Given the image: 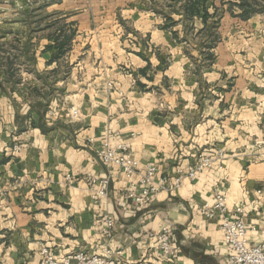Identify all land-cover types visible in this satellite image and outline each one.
<instances>
[{
  "label": "crops",
  "instance_id": "crops-1",
  "mask_svg": "<svg viewBox=\"0 0 264 264\" xmlns=\"http://www.w3.org/2000/svg\"><path fill=\"white\" fill-rule=\"evenodd\" d=\"M176 1L0 0L14 7L0 26L33 25L22 37L31 45L27 85L56 88L29 113L0 91V264H39L44 246L58 258L110 248L121 264H229L219 218L199 212L218 190L243 207L248 240L264 244V0H211L223 7L220 37L200 75L188 73L176 26H168ZM188 1L178 0L181 12ZM36 8L44 14H29ZM106 141L126 143L135 159L169 174L205 149L224 157L140 208L127 178L96 156ZM106 176L107 192L98 194ZM106 216L114 219L108 232ZM164 226L170 259L150 236Z\"/></svg>",
  "mask_w": 264,
  "mask_h": 264
},
{
  "label": "built area",
  "instance_id": "built-area-1",
  "mask_svg": "<svg viewBox=\"0 0 264 264\" xmlns=\"http://www.w3.org/2000/svg\"><path fill=\"white\" fill-rule=\"evenodd\" d=\"M77 116L78 110L72 109L70 117ZM18 149V146H14V150ZM94 151L103 163L114 164L127 178L129 184L127 196L136 207L140 208L148 206L162 190L180 187L186 179L195 180L201 172L213 167L224 157L222 149L214 151L205 149L187 167L179 166L175 172L169 174L161 172L152 162L135 159L124 142L111 145L106 141ZM108 182L107 176L99 180L98 194H106ZM257 192L261 194L262 190L258 189ZM199 212L205 218H219V227L227 244L229 264H264V244H252L248 240L247 232L251 225L242 217L243 207L230 206L223 190L214 192L211 199L202 202L199 205ZM104 224L103 230L108 232L114 224L113 217L106 216ZM150 236L156 240L166 259L174 256L175 249L170 242L167 227L164 226L159 231L150 233ZM40 253L39 264H121V252L110 248L101 253L77 250L58 258L52 248L44 246Z\"/></svg>",
  "mask_w": 264,
  "mask_h": 264
},
{
  "label": "rangeland",
  "instance_id": "rangeland-1",
  "mask_svg": "<svg viewBox=\"0 0 264 264\" xmlns=\"http://www.w3.org/2000/svg\"><path fill=\"white\" fill-rule=\"evenodd\" d=\"M193 1V0H192ZM194 11L192 13H183L180 11L181 4L176 1V11L177 20L175 24L170 23L168 26L170 29L176 26L177 37L179 38L181 46L185 52V57L189 61L187 66V71L193 75H200L202 73L203 66L206 63H211L214 61V48L220 37V25L218 20V13L223 9L222 6L218 8L213 4L211 0H195ZM249 2V1H248ZM252 2V0H251ZM237 3L227 4V8L231 7L232 9L240 8L236 6ZM214 5V6H213ZM235 5V6H234ZM14 10V7H0V14H7L10 11ZM208 12V16L204 15ZM208 10V11H207ZM44 12H47L46 9ZM13 13V12H12ZM20 15H23V12H17ZM44 14L40 12L39 8L32 10L29 14L38 15ZM207 21L205 22L204 20ZM38 25V22H36ZM32 27V24H29ZM167 26V25H166ZM28 26L15 25L14 26H0V77L1 80L5 83L1 87L0 91L4 94L10 102L11 107L14 110L22 111L25 110L29 113V106H35L32 110L39 111L42 108V98H46L55 87L43 88L41 90H35L30 88L27 83L29 82L28 74L30 73L26 70V67L23 66L25 60H30V41L22 38L24 32L30 28ZM36 27V26H35ZM178 28V29H177ZM31 31V30H30ZM33 31V30H32ZM9 32V35H6ZM5 37V38H2ZM20 38V39H19ZM25 41H28L25 43ZM27 43H29L27 45ZM202 52V54H201ZM66 71L64 70V73ZM54 74H46L45 79L53 80ZM64 77L67 74H63ZM12 84H8L10 81ZM48 90H51L50 92ZM203 92V91H202ZM197 94H200V90ZM40 98L39 101L32 103L33 97ZM48 102L46 105L48 106ZM44 105V102H43ZM46 106V107H47ZM54 105L48 106L47 110L54 112ZM73 108V107H72ZM27 124H31V119L27 118ZM14 146L19 148L22 146L20 139H15L11 144L13 151ZM87 251V250H86Z\"/></svg>",
  "mask_w": 264,
  "mask_h": 264
},
{
  "label": "trees",
  "instance_id": "trees-1",
  "mask_svg": "<svg viewBox=\"0 0 264 264\" xmlns=\"http://www.w3.org/2000/svg\"><path fill=\"white\" fill-rule=\"evenodd\" d=\"M196 2H195V0H189L188 1V3H187V10L189 11V12H191L192 11V13H193V11H194V4H195ZM204 15L207 17L208 16V12H206V10H205V13H204Z\"/></svg>",
  "mask_w": 264,
  "mask_h": 264
}]
</instances>
